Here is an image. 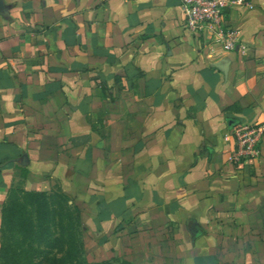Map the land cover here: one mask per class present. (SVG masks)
I'll return each instance as SVG.
<instances>
[{
	"label": "crops",
	"instance_id": "obj_1",
	"mask_svg": "<svg viewBox=\"0 0 264 264\" xmlns=\"http://www.w3.org/2000/svg\"><path fill=\"white\" fill-rule=\"evenodd\" d=\"M220 52L179 0H0V230L14 190H59L90 263L264 264V0ZM1 237V234H0Z\"/></svg>",
	"mask_w": 264,
	"mask_h": 264
},
{
	"label": "trees",
	"instance_id": "obj_2",
	"mask_svg": "<svg viewBox=\"0 0 264 264\" xmlns=\"http://www.w3.org/2000/svg\"><path fill=\"white\" fill-rule=\"evenodd\" d=\"M81 225L79 210L59 190L49 194L14 190L1 211L0 234L4 229L16 232L20 244L27 245L30 254L22 252L21 264H92L85 260ZM3 246L0 242V254Z\"/></svg>",
	"mask_w": 264,
	"mask_h": 264
},
{
	"label": "built area",
	"instance_id": "obj_3",
	"mask_svg": "<svg viewBox=\"0 0 264 264\" xmlns=\"http://www.w3.org/2000/svg\"><path fill=\"white\" fill-rule=\"evenodd\" d=\"M184 14L183 27L207 45L220 52H232L237 47L239 33L226 25L225 13L232 9L252 8L244 0H179ZM238 153L233 161L254 160L259 156V147L264 136L261 126H238L235 129Z\"/></svg>",
	"mask_w": 264,
	"mask_h": 264
},
{
	"label": "rangeland",
	"instance_id": "obj_4",
	"mask_svg": "<svg viewBox=\"0 0 264 264\" xmlns=\"http://www.w3.org/2000/svg\"><path fill=\"white\" fill-rule=\"evenodd\" d=\"M28 216L34 219L33 212H30ZM0 242L4 245L3 254H0V264H17L18 262H20L21 264L25 260V256L22 255V252L27 251L28 254H30L28 251L27 245L20 244V238L18 237L16 232H9L8 230L4 229L3 234L0 237ZM85 260L89 262L86 259V257H85ZM109 264H112V263H109ZM113 264H124V263L116 262Z\"/></svg>",
	"mask_w": 264,
	"mask_h": 264
}]
</instances>
